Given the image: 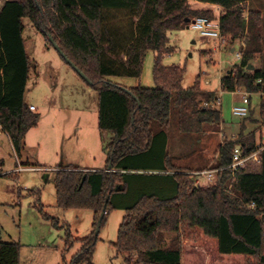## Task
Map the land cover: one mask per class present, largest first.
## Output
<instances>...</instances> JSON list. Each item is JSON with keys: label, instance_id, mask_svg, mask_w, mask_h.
<instances>
[{"label": "trees", "instance_id": "1", "mask_svg": "<svg viewBox=\"0 0 264 264\" xmlns=\"http://www.w3.org/2000/svg\"><path fill=\"white\" fill-rule=\"evenodd\" d=\"M193 1L223 11L216 16L212 10L192 9L190 0H9L0 10V125L14 152L20 154L39 119L24 101L31 68L22 36L24 19L47 41L51 37L90 81L98 94V129L112 135L104 147L105 170L54 171L56 206L94 214L93 232L77 239L81 248L63 264H93L95 229L107 196L100 228L110 211L125 212L114 247L133 255L135 264H264V136L256 130L245 134L243 121L237 138L218 146L209 167L219 170L218 181L207 187L195 188L192 171L170 160L169 129L194 142L205 135L206 126L222 122L216 92L202 90L199 77L184 89V69L161 63L172 51L168 34L188 28L196 18L216 20L222 39L232 46L243 40L239 64L221 76L220 86L259 95L264 115V69L248 70L261 52V14L247 9L248 0ZM108 11H124L136 20L123 56L115 53L118 37L105 22ZM149 50L155 52L153 88H125L107 80L140 78ZM236 146L242 157L259 151V171L228 169ZM1 166L0 177L8 176ZM166 234L172 235L167 245ZM20 251V244L0 239V264H21Z\"/></svg>", "mask_w": 264, "mask_h": 264}, {"label": "rangeland", "instance_id": "2", "mask_svg": "<svg viewBox=\"0 0 264 264\" xmlns=\"http://www.w3.org/2000/svg\"><path fill=\"white\" fill-rule=\"evenodd\" d=\"M4 1L0 0V6ZM258 5L264 9V0H250L247 9L255 10ZM244 16L248 18L246 14ZM135 21L124 11L105 13V22L114 26L118 37L116 54L123 56ZM23 26L24 46L31 61L24 101L36 108L34 113L39 119L37 125L27 132L19 155L0 133V166L8 174L0 177V239L20 244L21 264L69 263L81 248L77 239L86 238L93 232L94 214L90 210H64L56 206L54 171L59 167L103 170L106 167L104 147L112 135L98 129L96 90L29 20L24 19ZM263 35L261 31V40ZM168 38L172 51L163 56L162 65H177L184 69L181 83L184 89L194 86L199 77L200 88L216 92L219 98L216 107L221 110L222 122L219 126H206V133L200 139L196 137L194 142L192 139L182 140L181 133L169 129L172 164L192 171V178L196 179L199 176L194 175L195 171L204 166L207 167L205 170L209 169L214 164L218 146L238 131L241 121L251 123L250 128L255 126L257 136L259 133L264 136V115L260 113L259 95H249L243 90L227 92L220 86L221 76L239 64L236 53L243 48V40L235 41L233 46L225 41L220 44L219 40L201 36L198 31L187 27L170 32ZM259 45L261 52L255 56L252 65L264 69V42ZM154 58L152 50L145 53L140 78L115 76L107 80L125 88H153ZM244 95H248L250 102L248 120L232 113V107L240 105ZM252 119L254 123L250 121ZM245 170L259 171L258 162L250 160ZM40 209L55 219L58 227L45 219ZM124 215L123 210L107 214L98 232L93 264H135L133 255L117 253L114 247ZM171 238V234H166V245Z\"/></svg>", "mask_w": 264, "mask_h": 264}, {"label": "built area", "instance_id": "3", "mask_svg": "<svg viewBox=\"0 0 264 264\" xmlns=\"http://www.w3.org/2000/svg\"><path fill=\"white\" fill-rule=\"evenodd\" d=\"M188 28L198 31L201 36L217 39L219 40L220 44L224 42V40L221 37L218 22L216 20H209L206 17H199V18L194 19L192 22H190ZM236 58L240 61L241 59L240 51L236 53ZM248 103H249L248 95H244L242 98V103L240 105H236L232 107L233 115L237 117H241V118L247 117L249 114ZM29 109L32 111L36 110L34 106H29ZM262 129L264 131V121L262 123ZM0 133H3L1 125H0ZM258 154H259V151L256 153H253L250 156L242 157L241 147L236 146L233 150L232 162L228 166V169H230L231 172H234L240 169L241 170L245 169L247 166V163L250 160H254L256 162L259 161ZM218 171L219 170L206 169L200 172H195L194 175H198L199 178L197 180H194V187L195 188L207 187L209 185L216 184L218 181V177H217Z\"/></svg>", "mask_w": 264, "mask_h": 264}, {"label": "crops", "instance_id": "4", "mask_svg": "<svg viewBox=\"0 0 264 264\" xmlns=\"http://www.w3.org/2000/svg\"><path fill=\"white\" fill-rule=\"evenodd\" d=\"M6 1H9V0H6ZM6 1H4L3 4L0 6V10L2 9V7H3V5H4V3ZM14 1H19V0H14ZM191 1H193V0H190V5H191L192 9H196V10H212V11L215 12L216 16H219L222 13V11H223L221 7L216 6V5L200 3V2H196V1H194L195 3H192ZM249 3H250V0L247 1L246 7L249 6ZM255 11H258L261 14V18H262V22H261V29L262 30L261 31L264 33V9H263L262 6L258 5L256 7ZM217 13H218V15H217ZM261 42H264V35L262 37ZM233 51H234V49H231V52H233ZM249 103H248V108H249V113H250ZM241 124H242V121L239 123L238 131L236 133H234V134H231L229 139H231L233 137L235 138V137H237L239 135V133L241 131ZM250 125H251V123H245V134H247L249 132H252L255 129L254 125H253L254 126L253 128H250ZM2 134L5 135L9 145L13 149L12 144H11L8 136L5 133H2ZM205 168H207V167L204 166L203 170H205ZM84 170H96V169L88 168V169H84ZM103 170H105V168ZM197 179L198 178L193 179V181L197 180ZM20 263H21V252H20Z\"/></svg>", "mask_w": 264, "mask_h": 264}, {"label": "water", "instance_id": "5", "mask_svg": "<svg viewBox=\"0 0 264 264\" xmlns=\"http://www.w3.org/2000/svg\"><path fill=\"white\" fill-rule=\"evenodd\" d=\"M48 41H49V43L59 52V54L61 55V57L84 79V80H86L87 82H88V84H91L90 83V81L85 77V75L81 72V71H79L73 64H72V62L71 61H69L66 57H65V55H63L62 53H61V51H60V49H59V47H57L56 45H55V43L53 42V40H52V38L51 37H48ZM254 69V66L253 65H249L248 66V70H253ZM107 171H110V166H108L107 167ZM108 199H109V196H107L106 197V200H105V203H104V205H103V208H102V210H101V213H100V216H99V218H98V220H97V226H96V229H95V235H98V232H99V230H100V224H101V221H102V219H103V217H104V215H105V209H106V204H107V202H108Z\"/></svg>", "mask_w": 264, "mask_h": 264}]
</instances>
